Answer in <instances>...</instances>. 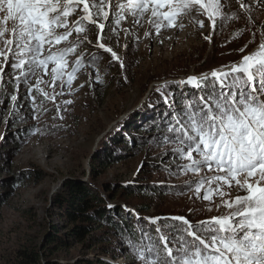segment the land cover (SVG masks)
Returning <instances> with one entry per match:
<instances>
[{
    "label": "snow or ice",
    "instance_id": "snow-or-ice-1",
    "mask_svg": "<svg viewBox=\"0 0 264 264\" xmlns=\"http://www.w3.org/2000/svg\"><path fill=\"white\" fill-rule=\"evenodd\" d=\"M239 19H246L255 37L250 0H0V88L11 86L6 101L13 105L7 123H39L49 100L58 114L53 121H63L73 100L58 98L73 91L77 74L88 69L92 83L103 84L96 71L103 54L126 72L131 45L120 40L135 31L131 43H140L138 30L145 24L144 36L155 37L182 29L185 20L215 32L218 21L222 27ZM260 28V42L241 48L245 54L238 61L156 88L159 99L152 106L165 108L149 140L165 148L160 166L170 175L192 177L175 187L177 194L192 191L208 202L193 214H216L199 220L137 215L138 225L146 220L150 227H141L139 245L129 239L132 264H264V25Z\"/></svg>",
    "mask_w": 264,
    "mask_h": 264
},
{
    "label": "rangeland",
    "instance_id": "rangeland-1",
    "mask_svg": "<svg viewBox=\"0 0 264 264\" xmlns=\"http://www.w3.org/2000/svg\"><path fill=\"white\" fill-rule=\"evenodd\" d=\"M250 3L257 24L255 37L247 30L251 25L239 19L226 22L218 33L210 26L201 29L195 22L185 20L182 29L164 30L155 37L144 36L148 28L145 24L138 30V44L131 43L137 37L135 31L132 36L122 38L121 45L126 41L131 45L126 57L127 71L122 72L119 63L111 62L110 55L103 54L99 60L100 68L96 70L102 75L103 84L97 87L92 83L95 77L90 70L79 72L73 82V91L65 90V96L58 98L60 103L63 99L73 100L72 105L66 106L68 112L64 113L63 121H53L58 114L55 102L49 100V111L39 123L29 119L26 123L16 120L9 125L7 121L13 105L10 100L6 101V93L12 94V88L7 85L0 88V264H12L17 250L30 248L41 252L52 235L61 236L65 241L62 250L53 253L49 260L61 256L70 263H99L102 259L111 264H132L133 256L128 251L127 255L111 260L101 254L98 245L87 242V238L78 240L71 235L74 225L66 222L63 210L57 206V199H70L66 186L69 181L95 189L97 186L102 195L108 197L114 194L107 193L109 187L118 189L131 184L140 187L141 191L143 188L149 190L153 185H171L168 193L153 195L151 200L152 192L146 196L142 191V204L148 206L151 217L185 216L199 220L216 214L214 211L193 214L192 210L202 208L208 202L196 198L192 191L177 194L175 186L184 185L192 177L170 175L160 166L158 157L165 148L149 138L143 142L139 139L140 134L150 137L153 132L146 134L128 126L121 129L120 123L135 113H145L148 97L160 84L229 65L245 54L240 52L241 48L246 45L254 48L260 42V26L264 25V5H258V0H250ZM232 29L234 32L229 34ZM96 31L93 29L92 32L94 41ZM209 35L210 41L204 39ZM119 54L123 56V47ZM123 75L128 76L127 82ZM165 76L169 78L161 79ZM27 111L25 108L19 115L23 117ZM54 123L60 126L53 128ZM29 127L39 131L29 133ZM112 131L119 132L127 143L123 146L122 160L106 165L98 161V156L102 152L101 145ZM93 159L99 174L95 185L88 174ZM118 197L115 196L114 201L109 197L106 201L128 210ZM134 209L130 207V210ZM116 242L118 247L123 246L120 241Z\"/></svg>",
    "mask_w": 264,
    "mask_h": 264
},
{
    "label": "trees",
    "instance_id": "trees-1",
    "mask_svg": "<svg viewBox=\"0 0 264 264\" xmlns=\"http://www.w3.org/2000/svg\"><path fill=\"white\" fill-rule=\"evenodd\" d=\"M236 7H238L237 4L232 10L235 11ZM244 20L246 23V19ZM221 28L218 21V30L215 32H220ZM234 30H230L229 34H232ZM237 36H239V33L236 34L235 37L237 38ZM214 46L217 47V41H215V39ZM166 78L169 77H161V79ZM157 87L154 88L153 92L148 97L146 106L147 111L142 114L135 113L131 118L125 119L123 123H120L121 129H125V127L128 126L129 129L134 128L135 130L145 131L146 134L153 132L152 136L156 135V132L153 130L154 124L160 122L161 117L158 114L162 113L165 108L163 103H159L155 107L152 106V102L159 99V94L156 92ZM148 138L149 137L143 136V134L142 136L141 134L139 135L141 142L148 140ZM124 139L126 138L122 137L119 132L112 131L105 140V144L101 145L102 152L101 155L98 156V161L106 165L121 161V155L123 156L124 154L123 146L127 143V140ZM150 141L153 142L154 140ZM94 161L95 159H93L91 171L88 173L92 184L95 183V178L99 177ZM66 186L71 194L70 199H57V206L63 210V218L66 222L74 225L71 229V235L78 240L87 238V242L91 241L92 245H98V249L102 250L101 254L110 257L111 260L118 259L123 254L127 255L128 252L133 256V252L129 251V239H133L134 242L139 245L141 227H143L145 231L150 227L146 220L140 221L139 225L137 222V215L145 218L151 217L149 215L148 206L142 204V191L144 190L146 196H149L148 193L152 192L149 198L150 200L153 199V195L157 196L158 194L168 193V189L166 190L160 186L157 187L153 185L149 187V190L143 188L140 191V187L136 188L134 185L130 184L123 185L118 189L114 187L107 188V193L114 192L113 196H109V198L108 196H103L102 192H100L101 190L99 191L97 189V186L95 189L91 186L71 181L67 182ZM115 196H119L118 200L126 205V207H129V209H124L122 206L106 201L108 198L114 201L116 199ZM136 199L138 201H136ZM109 204L115 207L110 209L108 207ZM130 207L135 209L130 210ZM98 231H100V233H98ZM115 235L117 236L115 237ZM153 237L155 238V233H153ZM115 238H117V240H115ZM63 241L65 240H63L61 236L52 235L49 237L43 250L39 253L30 248L17 250L14 254V261L12 264H111L102 259L99 260V263L89 261H76L70 263L69 261L66 262V258L61 256L49 260L53 253H59L62 250L61 246L64 244ZM116 241H120L123 246L118 247Z\"/></svg>",
    "mask_w": 264,
    "mask_h": 264
}]
</instances>
